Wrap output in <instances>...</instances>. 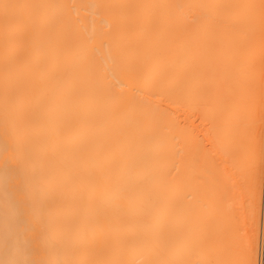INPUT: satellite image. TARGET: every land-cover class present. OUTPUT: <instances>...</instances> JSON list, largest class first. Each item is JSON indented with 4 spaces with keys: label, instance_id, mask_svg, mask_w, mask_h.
<instances>
[{
    "label": "bare ground",
    "instance_id": "6f19581e",
    "mask_svg": "<svg viewBox=\"0 0 264 264\" xmlns=\"http://www.w3.org/2000/svg\"><path fill=\"white\" fill-rule=\"evenodd\" d=\"M262 158L264 0H0V264H255Z\"/></svg>",
    "mask_w": 264,
    "mask_h": 264
},
{
    "label": "rangeland",
    "instance_id": "374dc122",
    "mask_svg": "<svg viewBox=\"0 0 264 264\" xmlns=\"http://www.w3.org/2000/svg\"><path fill=\"white\" fill-rule=\"evenodd\" d=\"M251 80L252 81H250V83H252V84H251V86H249L250 92H247V96H248V93L251 94V95H249L251 97V98L249 97L251 99L250 101H252V99H253L252 93H254V83H253L254 79L252 78ZM249 87H247V88H249ZM244 101H246V99H244ZM248 103L250 106V102H248ZM245 105H247V104L245 103ZM180 119L183 121L184 117L181 116ZM189 124L192 126H197L198 121H197V119L192 117L190 119ZM248 127L251 128L250 126H248ZM248 130H250V129H248ZM262 159H264V158H262ZM247 189H248V185L244 182V184L241 185V188L238 191V193L235 194L236 200L232 204L233 205L232 214L234 217V221L236 222V226L238 227V230L242 235L246 234L247 225H248L249 198H248V190ZM259 203L260 204H259V214H258V221H257V239H256L257 241H256V258H255L256 261H255V264H264V160H262L261 183H260V202Z\"/></svg>",
    "mask_w": 264,
    "mask_h": 264
}]
</instances>
